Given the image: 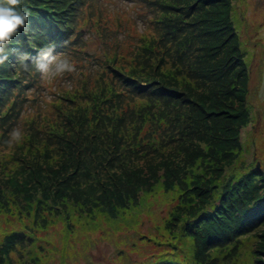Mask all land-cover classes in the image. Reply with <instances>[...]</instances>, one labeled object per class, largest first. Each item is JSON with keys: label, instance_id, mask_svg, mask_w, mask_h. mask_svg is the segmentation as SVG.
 Returning <instances> with one entry per match:
<instances>
[{"label": "trees", "instance_id": "1", "mask_svg": "<svg viewBox=\"0 0 264 264\" xmlns=\"http://www.w3.org/2000/svg\"><path fill=\"white\" fill-rule=\"evenodd\" d=\"M128 1L134 19L106 0H21L28 20L9 44V59L0 64V145L13 151L0 161V173H5L0 197L6 200L0 210L25 213L35 222L46 217L47 224L48 218L77 214L83 205L110 212L130 209L142 194L158 190L155 204L157 199H174L167 229H178L170 235L186 247L142 235L159 253L140 264H182L169 249L187 261L197 250L208 254L213 247L241 243L264 226V169H257L256 162L241 170L232 167L241 152V129L250 120L243 52L228 9L232 0ZM137 19L148 33L133 31ZM83 29L97 37L94 44L78 38ZM220 30L229 31L228 42L238 53L230 62L223 52L228 42L216 45L222 37L214 33ZM209 32L213 36L208 38ZM208 48H216L217 57H204ZM46 49L52 50L46 62L58 52L56 61L69 60L73 70L56 72L51 82L42 78L36 57ZM196 79L212 95L180 84V90L173 89L179 80L191 86ZM68 84L77 88L58 95L53 112L33 120L22 117L50 104L44 92L54 94ZM191 99L203 102L208 114L201 109L197 113ZM184 120L186 127L181 126ZM184 135L190 148L192 137H203L206 150L197 145L183 150ZM8 191L29 201L40 192L41 198L33 212L11 209L8 203L16 199ZM10 217L8 222H15ZM29 230L23 226L8 232L0 258L17 239L25 240ZM188 235L193 239L186 243ZM189 246L193 252L187 255ZM254 253L249 259L264 264Z\"/></svg>", "mask_w": 264, "mask_h": 264}, {"label": "rangeland", "instance_id": "2", "mask_svg": "<svg viewBox=\"0 0 264 264\" xmlns=\"http://www.w3.org/2000/svg\"><path fill=\"white\" fill-rule=\"evenodd\" d=\"M106 1H109L108 5L110 7L112 5L115 9H122L129 18H135L133 6L128 0ZM229 8L232 9L231 21L234 24L235 35L239 41V51L243 52V64L246 68L247 77L244 97L245 102L250 107V120L241 129L239 135V151L241 152L232 167L241 170L249 166L247 164L253 162L254 165L255 162H258L261 164L260 167L264 169V0H232V4H230V7L228 6ZM136 25L134 24L135 27L133 30L135 32L137 31L136 34L141 35L147 28V25L142 24L138 19ZM145 33H148L147 29L143 34ZM214 34L215 36L218 34L222 37L221 41L216 45H219L222 41L226 44L228 40H231V38L229 39V31L223 32V30H220ZM208 35V38L213 36L210 32ZM78 38H83L84 40L89 39L93 44L97 40L96 36L85 32L84 29L78 34ZM231 45L232 43L229 41L223 51L228 62H230L231 57L238 56L237 51L234 52ZM216 51V48H208L207 52L203 53V55L206 58L213 56L214 59L217 57ZM232 53L235 54L232 55ZM59 56L60 53L55 52L52 56L55 59L51 58L49 61L48 71L42 72L41 74L42 78L48 82H51L56 74L55 61ZM197 75H200V73L198 72ZM179 81L180 83L175 82L173 89L180 90L179 86L182 85L191 87L192 89L198 87L199 91H205V87H199L200 80L196 79L191 81V86L188 83H183L181 80ZM242 81H239L241 87L243 86ZM230 84L232 87L235 84L232 79ZM216 86L215 92H218L221 83L218 84V88ZM75 88L77 86L74 87L68 84L58 90L55 88L56 91L54 94L44 92L50 104L42 108V111H34L31 109L28 114L24 112L25 114L22 113V117L33 120L34 118L38 119L41 116H46L47 113L53 112L54 105L60 102L58 101V95L62 96L63 91L66 89L71 91ZM205 92L202 93L207 96L212 95L209 88ZM191 102L197 106V113L201 109L203 114H208V107L203 108V102L199 103L197 99H191ZM218 113L220 112L218 111ZM201 119L202 117H198V120ZM183 122L182 127L188 126L186 120ZM18 129L13 134L14 140L16 139L15 141H17V135H20ZM25 129L26 127H23L22 130H19L23 131ZM198 137L200 136L195 135L192 137L193 147L196 148L197 145L202 151H205L206 144L203 143L204 138L202 137L201 139V137ZM189 139L186 135L180 138V144H183L181 147L185 151H190L193 148L189 146ZM12 152L8 149H2L0 145V161L8 158ZM182 159L184 161V157ZM12 167L18 168L15 166ZM182 167H185L183 162H181ZM2 174L5 173L1 172L0 177ZM1 178L3 179V177ZM95 187L97 189V198H101L99 188L97 186ZM8 194L16 199L13 204L8 203L11 209L25 208L31 212L37 207L36 200L41 198L40 192H37L34 194V197H31L34 199L32 201H29L28 198L20 195V193L14 194L8 191ZM159 195L158 190L152 192V194H142L139 203L130 209H122L118 206L119 210L116 212L108 211L107 207H96L94 204L83 205L81 211L77 214L69 216V218L66 216V219L61 217L48 218L47 224L44 223L46 217L42 218V220L37 218L35 222L32 216H28L25 213H22L20 216L17 211L12 214L0 210V244L8 232L12 230L21 231L23 226L24 228L28 226L30 229L27 233H24L26 236L25 240L23 238L20 240L17 239L12 251H8L7 255H3L0 258V260L3 259L0 264H140L142 261H146L152 253H154L152 255L159 253L157 249L155 250L154 245L151 246L150 242L140 239L142 235L154 238L153 241L166 239L168 242L173 243L175 247L179 248L182 246L184 248L186 246L181 240L170 235L171 233L178 232V229H167V222L171 220L170 213L173 209L172 202L174 199L169 197H165L164 200L157 199V203L155 204L153 197L160 198ZM82 199H85V197ZM1 200L6 201L0 197V202ZM69 206L71 208L74 205L71 204ZM9 216L15 222L11 220L9 223L7 220ZM36 228H39V230ZM170 230L171 232H169ZM180 234L182 235V232ZM192 237L193 235H188V238L186 237V243L188 239H193ZM263 241L264 226L249 233L241 243L238 240L232 241L221 250H218L221 246L213 247L216 249L208 254L197 250L195 251V258L192 259L191 255V258H188L187 261L185 260L186 258L184 259V257L177 255V252L170 251L171 249L167 253L177 256V260L180 263L182 262V264H208L206 260L212 264H261L251 261L249 257L255 252V256H261L260 261L264 263ZM147 250H150V252L146 254ZM186 250L187 255L193 252L190 246Z\"/></svg>", "mask_w": 264, "mask_h": 264}, {"label": "clouds", "instance_id": "3", "mask_svg": "<svg viewBox=\"0 0 264 264\" xmlns=\"http://www.w3.org/2000/svg\"><path fill=\"white\" fill-rule=\"evenodd\" d=\"M28 16L29 10L21 7V0H0V64H4L9 59L11 52L9 44L18 30L26 23ZM51 55V49L42 50L38 53L36 57L37 69L47 72L49 63L46 61ZM73 68L74 65L67 59H59L55 64L57 73H63L66 70L72 71Z\"/></svg>", "mask_w": 264, "mask_h": 264}, {"label": "water", "instance_id": "4", "mask_svg": "<svg viewBox=\"0 0 264 264\" xmlns=\"http://www.w3.org/2000/svg\"><path fill=\"white\" fill-rule=\"evenodd\" d=\"M80 33H81V32H80ZM80 33H79V34H80ZM260 165H261V164H259V163L257 162V163H256V168L259 169V168H260Z\"/></svg>", "mask_w": 264, "mask_h": 264}, {"label": "snow or ice", "instance_id": "5", "mask_svg": "<svg viewBox=\"0 0 264 264\" xmlns=\"http://www.w3.org/2000/svg\"><path fill=\"white\" fill-rule=\"evenodd\" d=\"M260 211H261L262 213H264V209H261Z\"/></svg>", "mask_w": 264, "mask_h": 264}]
</instances>
